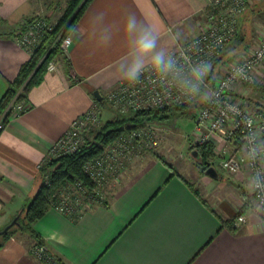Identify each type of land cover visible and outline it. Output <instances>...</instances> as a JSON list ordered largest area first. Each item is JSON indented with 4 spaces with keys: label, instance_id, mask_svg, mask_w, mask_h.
<instances>
[{
    "label": "crops",
    "instance_id": "crops-1",
    "mask_svg": "<svg viewBox=\"0 0 264 264\" xmlns=\"http://www.w3.org/2000/svg\"><path fill=\"white\" fill-rule=\"evenodd\" d=\"M64 2L0 0V97L30 55L16 41L22 23L36 15L54 22ZM205 4L206 0H91L67 35L73 41L65 54L68 66L56 60L54 69L45 71L26 93L27 109L8 119L0 131V231L31 200L40 184L38 167L71 120L93 104L94 90L102 96L120 82L115 80V67L128 51L121 34L125 17L134 13L152 25L160 35L159 46L168 51L176 40L196 31L194 24ZM100 13L103 19L93 20ZM105 29L111 37L107 46ZM244 46L230 54L237 56ZM257 78L263 86L264 69L257 71ZM251 90L255 89L241 86L235 95L251 105L242 97ZM211 142L215 151L223 145L239 147L221 133L212 135ZM214 159L213 167L221 169L216 152ZM216 171L211 178L218 179ZM235 177L247 183L244 174ZM192 187L180 173L154 159L108 205L87 208L76 220L49 208L33 227L67 264H264V221L250 188H236L232 205L223 198L215 207ZM239 208L245 222L233 223L234 229L220 223L219 217L233 218ZM32 242L24 233L9 237L0 247V264H42L28 251Z\"/></svg>",
    "mask_w": 264,
    "mask_h": 264
},
{
    "label": "built area",
    "instance_id": "built-area-1",
    "mask_svg": "<svg viewBox=\"0 0 264 264\" xmlns=\"http://www.w3.org/2000/svg\"><path fill=\"white\" fill-rule=\"evenodd\" d=\"M247 2L248 0H206L201 20L196 24V31L176 40L175 46L168 50L184 76H188L191 68L202 62L209 64V61L231 43L238 34L239 19ZM52 26L53 23L42 15L28 18L17 33V44L31 53ZM258 35L260 37L256 43L247 45L243 52L228 57L219 65L211 83H207L204 78L200 87L201 91H206V99L204 97L191 118L196 144L211 141L212 135L216 133L223 134L228 141L239 143V147L235 149L228 145L219 147L216 151L217 161L219 167L230 175L244 174L248 185L250 178L256 176L264 180V152L255 161L246 159L250 136L255 135L257 144H264V110H248L245 101L237 98L235 94L241 86L249 89L260 87L257 71L264 69V28ZM66 39L70 40L65 36L59 42L65 54L68 48L64 43ZM54 67L53 59L45 68L53 70ZM260 91L264 99V85L260 87ZM197 96L181 92L176 79L171 75L158 77L151 71H146L140 83L129 86L120 81L107 90L103 98L113 109L124 113L184 104ZM26 109L27 105L23 100L15 101L13 98L0 114V130L5 127L8 119L20 116ZM99 115L100 111L93 103L75 116L66 131L53 142L47 157L54 158L74 152L89 128H94L101 122ZM147 130L141 127L131 129L125 135L113 139L96 157L86 161L81 167L92 181V186H84L81 181L69 183L59 191L58 200L52 204V208L59 213L79 216L87 208L102 204L104 189L110 177L124 169L131 158L132 150L139 146L151 147L156 144L155 132ZM250 192L255 209L264 221V189L250 188ZM245 220V215L239 214L233 223L237 226ZM30 251L42 264H58L42 246H32Z\"/></svg>",
    "mask_w": 264,
    "mask_h": 264
},
{
    "label": "trees",
    "instance_id": "trees-1",
    "mask_svg": "<svg viewBox=\"0 0 264 264\" xmlns=\"http://www.w3.org/2000/svg\"><path fill=\"white\" fill-rule=\"evenodd\" d=\"M90 2L91 0H65L59 15L52 22L53 26L51 29L45 32L41 41L37 43L36 48L28 56L29 58L17 69L18 72L14 79L8 81L7 87L0 97V114L15 95V101L26 98V93L29 89L42 80L46 71L45 67L50 60L57 58L66 67L68 66V59L65 52L60 48L59 42L68 35L70 29L80 18L79 16L82 15ZM225 48H223L219 55L209 61L211 71L205 77L207 83L213 81L218 72L219 65L230 57L228 50ZM205 95L206 91L203 90L196 98L188 103L128 111L130 114L127 117H115L106 119L103 122L101 120L94 128H89L74 152L60 156L57 155L54 158L46 157L40 167H38L40 184L36 192H34L35 194L16 215L15 223L8 226L5 231L0 232V247L5 240L15 236L16 232L20 231L32 239L33 244L31 246H42L48 252V255L54 257L58 264H67L62 257L56 255V253L47 247L44 239L33 227L34 222L39 217H42L49 208H52V204L57 202L59 191L64 186L75 181H81L84 186L91 187L92 181L88 179L89 177L84 173L81 166L86 161L96 157L113 139L125 135L131 129L138 128L149 122L166 121L174 115L184 118L192 117L194 111L202 103ZM95 101L100 102L101 99H95ZM213 148L214 144L211 141H206L201 144H195V147L191 149L194 151V158L202 170L214 166L212 160L215 157V151ZM154 156L159 158L161 163L165 164L174 172L162 157ZM189 186L191 187L190 184ZM102 205L106 206L108 203L104 201ZM243 211V209H239L235 213V216L230 219H221L219 217L220 223L229 229H234V219L239 214H243ZM67 217L76 220L79 216L70 214ZM28 251L29 253L31 252L30 249Z\"/></svg>",
    "mask_w": 264,
    "mask_h": 264
},
{
    "label": "rangeland",
    "instance_id": "rangeland-1",
    "mask_svg": "<svg viewBox=\"0 0 264 264\" xmlns=\"http://www.w3.org/2000/svg\"><path fill=\"white\" fill-rule=\"evenodd\" d=\"M254 1L255 2H252V4H248L247 2L248 6H250L249 9H247V7L245 8L246 10H243L244 12L241 18L237 38L232 43L228 44L230 46L225 48L228 50L229 56H232L231 54H234V51L241 50L244 45L247 46L256 43L259 40V29L262 27L264 28V0ZM190 24L191 23L188 22L186 24L188 25L187 27H191ZM196 24H194L195 29L197 28ZM56 60L58 59H54L55 65ZM242 95L243 98H247L248 102L251 103V105H247L248 110L252 112L264 110V99L261 97L262 92L260 91V87L255 89L254 92L251 90ZM103 96L104 94L101 96V101L97 103L99 106L95 103L96 101L93 102L100 111L99 116L101 117L102 122L106 119H112L115 117H127L128 114H130L129 112L121 113L118 110L113 109L112 105L108 103ZM13 98L15 99L16 95ZM191 118L192 117L184 118L174 115L166 121H156V123L154 121L140 126L142 129L144 128V130L149 129L155 132L156 144L151 147L139 146L132 150L131 158L129 162L125 164L126 166L124 169L120 173L110 177V180L104 189V201L107 203L111 201L122 188L129 184L130 181L133 180L135 176H137L138 173L148 165V163H150V161L154 159L160 161L159 158L154 156L157 155L162 157L163 160H165V163H168L174 172L180 173V175L186 178L207 202L210 204L214 203L215 207H217L219 206V203H222L224 198L226 202L232 205V197L237 195L236 188L240 190H242V188H248V183H244L242 180L233 176V174L230 175L217 167L216 169L219 172L218 179H213L205 174V170L201 169V166L196 162L197 160L192 154L191 149L195 147L196 135L193 134V122ZM235 220L236 217L234 221ZM17 234L21 235L23 232L17 231L15 235ZM31 247L32 246H30L28 250L31 249Z\"/></svg>",
    "mask_w": 264,
    "mask_h": 264
},
{
    "label": "clouds",
    "instance_id": "clouds-1",
    "mask_svg": "<svg viewBox=\"0 0 264 264\" xmlns=\"http://www.w3.org/2000/svg\"><path fill=\"white\" fill-rule=\"evenodd\" d=\"M102 19L103 13L93 18V20ZM107 31L105 29L103 46H107L111 39ZM121 34L128 41V51L126 57L116 64L115 80L134 86L141 82V77L146 71H151L158 77L171 75L176 79L180 91L186 95L197 96L201 92L200 86L211 71L210 64L202 62L192 67L188 76H184L173 55L159 46L158 31L134 13H129L123 20ZM64 43L71 46L73 41L66 39ZM229 107L232 108V106ZM251 126L249 122V127ZM262 152H264V144H257L255 135L250 136L246 159L255 161ZM248 186L253 189H264V180H261L259 176L250 178Z\"/></svg>",
    "mask_w": 264,
    "mask_h": 264
},
{
    "label": "water",
    "instance_id": "water-1",
    "mask_svg": "<svg viewBox=\"0 0 264 264\" xmlns=\"http://www.w3.org/2000/svg\"><path fill=\"white\" fill-rule=\"evenodd\" d=\"M93 95H94L96 100H100L101 99V95H100V93L98 91L94 90ZM192 154L195 155L194 151H192ZM216 173H217V171H216V169L213 166H210V167H208L205 170V174H207V175H209L211 177H216L217 176ZM15 218H13V220L8 225H6L0 232L5 231L8 226H10L13 223H15V221H16Z\"/></svg>",
    "mask_w": 264,
    "mask_h": 264
}]
</instances>
